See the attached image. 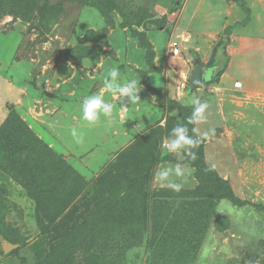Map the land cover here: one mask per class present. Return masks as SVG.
<instances>
[{
	"label": "rangeland",
	"instance_id": "374dc122",
	"mask_svg": "<svg viewBox=\"0 0 264 264\" xmlns=\"http://www.w3.org/2000/svg\"><path fill=\"white\" fill-rule=\"evenodd\" d=\"M244 22V27L234 29L231 34L226 31ZM250 24L253 27L248 35L264 41V0H0V81L6 75L16 76L15 81L21 79L22 70L16 69V63H21L29 71L31 84L48 96L75 75L78 78L97 75L103 61H117L119 55L125 57V43L131 38L145 45L150 34L154 38L161 34L157 43L168 52L172 42H179L184 60L170 55L165 59L167 66L169 63L172 66L173 84L183 97H187L180 89L183 72L192 76L195 68L201 66L203 76L212 78L199 88L191 86L187 92L209 105L204 123L188 124L193 105L184 114L171 111L174 106L167 104L162 91L160 97L169 107L168 119L162 125L148 128L111 158L108 169L98 172L105 152L91 153L93 156L88 157V165L97 171L94 173L47 132L46 141L52 144L51 147L46 143L49 150L40 146L45 143L40 136L44 135L43 131L39 134L32 129L35 136L27 132L32 142L30 148L43 152L40 165L43 172L53 166L79 188L78 200L87 195L88 202L98 207L110 208L119 198L133 192L135 196L141 195V199L145 196L143 202L138 201L146 208L157 203H175V209L171 210L179 218L185 209L180 206L186 207L190 195L196 193L203 195L195 207L206 215L202 202L209 196L207 204L216 208L194 264H264V70L259 69V73L256 66L258 56L264 55V47L246 49L244 64L234 60L243 36L241 32ZM188 38L191 44L184 43ZM231 68L232 72L239 71V75L258 73L261 78L255 82L245 80L244 88L236 91L235 83L242 79L230 75ZM227 77L226 84H222ZM10 94L1 85L0 104L12 100ZM9 105L19 116L13 119V124L21 123L19 119L26 122L25 109L8 103L9 112ZM225 105L231 107L227 114L221 109ZM42 113L38 108L32 114L45 116ZM177 124H186L189 135L202 139L201 145L192 148L187 156H175L162 147ZM21 126L24 129L22 123ZM193 127L196 133L192 132ZM204 132L209 133L207 138H203ZM76 145L77 152L84 150L80 144ZM24 146L16 134L0 133V264H44L54 236L44 234L39 225L36 188L48 192L46 189L57 185L52 183L56 178L51 180L49 174L36 177L37 164L31 158L26 166H21ZM177 161L191 169L179 192L153 182L158 165L165 162L174 165ZM201 164L212 168L215 173L211 175L218 174L227 184L201 181L196 175ZM14 166L19 169H13ZM222 186L225 195L232 193L235 200L218 199ZM93 195L95 200L91 202ZM179 195L187 198H177ZM65 199L61 189L55 203L62 204ZM175 226L169 221L158 231L163 238L159 250L151 245L152 241L148 242L152 240L151 225L145 232H139L142 238L138 232L134 237L109 232V248L96 253V264H151L152 252L161 255L160 264H176L175 254L182 246L180 241L176 242ZM78 247L71 251L75 263L87 264L90 253Z\"/></svg>",
	"mask_w": 264,
	"mask_h": 264
},
{
	"label": "crops",
	"instance_id": "0c3cea01",
	"mask_svg": "<svg viewBox=\"0 0 264 264\" xmlns=\"http://www.w3.org/2000/svg\"><path fill=\"white\" fill-rule=\"evenodd\" d=\"M251 27H253L252 24L243 28L241 32L243 36L239 40V49L236 52L237 59L234 58L235 62L238 60L239 64H244L246 62L244 57L246 49L252 46L257 49V45L264 47V41L260 40L258 37H250L251 35H248V30ZM152 35L153 34H150L148 37L149 41H151L154 46V70L150 69L147 62V51L141 48L134 38H131L127 44L125 43L127 50L125 57L119 55L117 61H103L97 75L87 76L86 78H78V76L75 75L73 79L69 82L62 83L58 89L48 96L37 89L33 83L31 84L29 81L28 69L21 66V63H16V69L18 71L20 69L22 70L23 77L15 81L14 78L16 76L6 75L8 78L4 77L2 81H0V89L2 85L5 90L11 92L10 96L13 98L6 102L3 101L2 104H0V126L10 114L8 111L9 109H6L8 103L23 108L26 111L25 115H27V125L32 130H36L39 134L40 131H43L44 135L40 136L48 146L50 145L52 147V144L46 141V132L72 156L85 163L90 170L92 167L87 163V161H89L88 157L93 156L90 154L105 152V154L101 156L102 163L99 166L100 170L98 172L102 171L108 165L111 158L115 157V155L121 152L125 147H128L130 143L132 144L137 140L148 128L162 125L163 122L168 119V115L170 114L167 115L166 111H168V109H165L159 104L157 96L150 92L148 87L161 92L163 91L168 99L176 101L183 106L189 107L192 105L191 101L193 96L188 95V89L183 92V94L187 96L184 98L182 93L179 92L173 84V79H175V77L171 70L172 66L170 63L167 66L165 59L167 55L171 56L170 48L168 52L167 48L158 45L157 41H159V39H157V37L161 34L157 35L155 38ZM184 43L191 44V40L188 38ZM184 48L187 49L188 47ZM257 60V71L260 73L259 69L264 70V55L258 56ZM10 65L12 66L11 63ZM113 68L118 69L120 74L118 79L121 83L133 79L137 81L138 85L141 86L138 92L139 99L131 100L130 97H125L122 101L119 96L114 98L111 93L103 87L102 80L107 78L108 73ZM202 72H204L203 68ZM238 72L239 71L232 72V68L229 69L230 75L233 74L242 79L241 82L235 83L236 91L244 88L245 80L247 82L252 79L255 82V80L261 78L258 73L253 76L247 72L239 75ZM227 79L228 77L225 78L222 84H226ZM237 83L241 86L237 87ZM93 94L102 95L106 102L113 104V114L110 119L101 115L100 119L95 123L90 124L83 120V98ZM39 104L41 107L38 106ZM9 107L12 108L13 106L9 105ZM38 108L41 109V112L45 113V116L35 115V117L34 114H32L35 110H38ZM221 109L224 114L231 111V107L226 105L221 107ZM34 117L36 120H34ZM72 128H76L79 132L83 133V142L80 143V145L84 147V150L80 153L76 151L78 146L71 136ZM100 138L103 141H99L98 139ZM90 161L93 162L92 159H90ZM91 171H93V169ZM93 172L97 173L95 170Z\"/></svg>",
	"mask_w": 264,
	"mask_h": 264
},
{
	"label": "trees",
	"instance_id": "16d2710c",
	"mask_svg": "<svg viewBox=\"0 0 264 264\" xmlns=\"http://www.w3.org/2000/svg\"><path fill=\"white\" fill-rule=\"evenodd\" d=\"M245 25L246 22L237 23L235 26L227 28L226 31L231 34L234 29L244 27ZM146 40L147 43L145 45H142L139 40L138 43L141 48L147 51V62L150 69L154 70V49L152 44H150V41L148 39ZM219 73V75L222 76L221 72ZM148 90L157 96L159 104L165 109L169 108L166 105L165 100H167V104L174 106L171 107V111H178L181 114H184L188 109H191L168 98L162 100L160 97L162 92L159 90L149 87ZM13 111V107L10 108V115L5 124L0 127V133L4 134L8 132L10 135L16 134L17 139L25 145L22 150L25 157H21L22 159L19 160L20 165L26 166L31 158L37 164L35 171L36 177L38 176L40 178L43 174H49L51 180L56 178V180H53L52 182L55 183V185L57 183L54 189H46L48 192H44L40 190V187L36 188L39 190L37 194L38 201L36 202L39 206V225L44 234L50 236L51 234L54 235L49 242L50 254L48 255V258L44 260V264H76L75 259L73 258L74 253L71 252L76 245H79L78 248L80 251L83 250L85 253H90L87 264H96V253L99 250L103 251V249L109 248L107 245L109 242L107 238L109 232H114L116 233L115 235H120L122 237H124L126 233L129 236L131 234V236L134 237L138 232V237L142 238V235L141 233L139 234V232H145L149 225H151V231L153 233L151 236L152 240H148V242L152 241L153 243L151 245L159 250L163 238H160L158 231L161 228L166 227L169 221L172 222L174 226L176 225L175 228L177 229V233L175 239L176 242L180 241L179 244L182 246V250L175 254L177 257L176 264H194L196 262L199 246L208 227L211 225L212 213L214 208H216V206L213 208L214 204H207L209 196H206L202 202L204 208L207 209L206 215L201 212V209L195 207L197 204L196 201H200L199 199L203 195L196 193L194 196L190 195V202H187L188 205L186 207L180 206V208L185 209H183L182 215L179 218L171 210L175 209V203H169L167 205L164 202L157 203L153 207L146 208L143 207L144 203H141L145 199V196L142 195L141 199V195L138 194L135 196L133 192H128L129 195L127 194L126 196L119 198L110 206V208L106 205L98 207V205L89 203L88 200L90 199L87 195L82 196V198L78 200L80 191L77 192L79 188L76 187L73 182L68 181L66 177L64 178V176L59 174L56 169H53V166L43 172V169L40 166L41 161L43 160V152H35V150L30 148L29 145V142L31 141L28 139L27 134L30 132L34 135V133L27 123L21 119L19 120L24 129L22 128L21 123L13 124L15 122L13 119L17 117ZM17 118H19V116ZM38 140L42 142L39 138ZM42 143H40V146H43L44 148L45 146L46 148L48 147L46 143ZM200 145L201 143L199 146ZM199 166H201V168L197 170L196 175L201 181L215 180L216 182L223 184V186L227 184L226 180L218 177V174L212 173L211 175V172L215 173L212 168H206L202 164ZM108 167L109 166H106L105 169H108ZM12 168L19 169V167L16 166ZM215 175L217 177H215ZM133 183H135V181ZM223 186L218 193V199L220 201L226 198L235 200L232 193H230V196L225 195ZM61 189L65 192L67 200L65 199L62 204L55 203L56 194H59ZM183 197L184 196L180 195L177 196V198ZM93 200H95V195L92 196L91 202ZM207 205L210 207H207ZM90 207L92 209L88 210ZM62 219L63 221H60ZM158 256L161 257L160 254H155L154 252L151 253V264H160Z\"/></svg>",
	"mask_w": 264,
	"mask_h": 264
},
{
	"label": "clouds",
	"instance_id": "9594fccd",
	"mask_svg": "<svg viewBox=\"0 0 264 264\" xmlns=\"http://www.w3.org/2000/svg\"><path fill=\"white\" fill-rule=\"evenodd\" d=\"M118 69H111L107 75V78L103 79V87L111 93L115 98L119 96L122 101L125 97L132 99H139L138 92L140 87L136 80H129L125 83H121ZM237 87L241 85L237 83ZM193 108L192 114L187 118V123L192 125L202 124L206 121V110L209 105L206 102H202L200 97H194L191 101ZM82 118L88 123L97 122L101 115L107 118H111L113 114V104L106 102L102 95L93 94L85 96L82 101ZM192 132L196 133L197 129L192 128ZM208 132L202 134L203 138H207ZM71 136L77 144L83 142V133L79 132L76 128L71 129ZM202 142V139L194 135H189V128L186 124H177L170 131L167 140L163 143L162 147L168 153L178 156L180 154H186L194 147L198 146ZM195 159V154L192 155ZM214 167V165H212ZM191 175V169L182 167L181 162H176L174 165L165 162L163 165H158L153 175V182L161 188H168L179 192L183 186V183Z\"/></svg>",
	"mask_w": 264,
	"mask_h": 264
},
{
	"label": "built area",
	"instance_id": "2783aa9c",
	"mask_svg": "<svg viewBox=\"0 0 264 264\" xmlns=\"http://www.w3.org/2000/svg\"><path fill=\"white\" fill-rule=\"evenodd\" d=\"M170 52H171V56L175 59H181L184 60L182 57L183 51H182V46L181 44H179V42L174 41L171 43L170 45ZM191 75L189 73L183 72L181 74V83H180V89L183 91H186L187 89H189L192 85H191Z\"/></svg>",
	"mask_w": 264,
	"mask_h": 264
},
{
	"label": "water",
	"instance_id": "95a60500",
	"mask_svg": "<svg viewBox=\"0 0 264 264\" xmlns=\"http://www.w3.org/2000/svg\"><path fill=\"white\" fill-rule=\"evenodd\" d=\"M235 1H243V0H235ZM210 80L211 79H207L203 76L202 67L197 66L191 77V85L193 88H199V86H201L202 84H206ZM180 157H181V160H185V157L183 156H180Z\"/></svg>",
	"mask_w": 264,
	"mask_h": 264
},
{
	"label": "bare ground",
	"instance_id": "6f19581e",
	"mask_svg": "<svg viewBox=\"0 0 264 264\" xmlns=\"http://www.w3.org/2000/svg\"><path fill=\"white\" fill-rule=\"evenodd\" d=\"M120 101V100H119Z\"/></svg>",
	"mask_w": 264,
	"mask_h": 264
}]
</instances>
